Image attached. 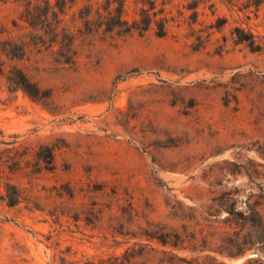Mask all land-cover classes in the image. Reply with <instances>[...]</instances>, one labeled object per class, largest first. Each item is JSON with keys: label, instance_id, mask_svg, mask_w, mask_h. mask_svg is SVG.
Masks as SVG:
<instances>
[{"label": "rangeland", "instance_id": "1", "mask_svg": "<svg viewBox=\"0 0 264 264\" xmlns=\"http://www.w3.org/2000/svg\"><path fill=\"white\" fill-rule=\"evenodd\" d=\"M49 1L72 53L0 0V142H16L0 153L28 152L20 203L0 202V264H183L205 255L193 235L260 234L264 0ZM256 246L210 256L264 261Z\"/></svg>", "mask_w": 264, "mask_h": 264}, {"label": "trees", "instance_id": "2", "mask_svg": "<svg viewBox=\"0 0 264 264\" xmlns=\"http://www.w3.org/2000/svg\"><path fill=\"white\" fill-rule=\"evenodd\" d=\"M17 1H24L23 5L25 7V10L21 15V20L25 22L28 27L35 31H43L47 29V33H49L50 35L51 44L58 42L60 30V32L64 34V40L66 41V47H68L69 53H72L73 41L72 39H70L71 34H69L66 28L60 26L62 22V19L60 17L64 15V8H58V11L54 10L55 7L51 5L49 0H36V4H32V0ZM40 1L42 2V5L40 4ZM57 2H62L63 5H65L64 0H57ZM97 15L98 17H100V13L98 11ZM49 16L50 20H52V23L49 22ZM4 46L5 49H9L8 53L12 57H22L25 48L24 43L20 44V46H17V44L6 42ZM17 48L21 51L19 55L14 54V51ZM3 72V66L2 64H0V74H3ZM11 76L12 80L20 86L22 91L32 99L48 97V93L41 90L35 83L31 82L21 70L14 69ZM0 144L10 146L15 145L16 142H0ZM12 152L13 154L11 155ZM27 154V150L19 153L18 151H16V148L13 147L5 149L0 153V202L5 204L9 208L17 206L22 199L21 190L18 185L13 182L12 175L21 170L23 158ZM37 156L39 157V153H37ZM48 157L50 161V152H48ZM259 224L261 225L260 221ZM259 233L260 234L256 236L254 232L243 234L242 230H238L235 231L232 235L225 234L222 240V245L218 246L217 248L212 247L213 243L207 237H203L201 238V240H197L196 236L193 235L189 240L190 252L194 254L204 253L205 255L201 258L195 257L188 261L179 259V261L183 264H225L222 261H218L215 257L210 256V254L215 253L227 258H233L241 256L247 250L254 248L257 244H259V246H256L255 249L264 254V230H259ZM176 239H179L178 235H176ZM179 243L180 242L173 243L172 246L176 248L178 247ZM248 264H264V261L258 259L255 261H250L248 262Z\"/></svg>", "mask_w": 264, "mask_h": 264}]
</instances>
